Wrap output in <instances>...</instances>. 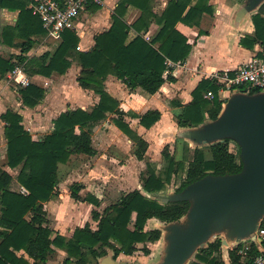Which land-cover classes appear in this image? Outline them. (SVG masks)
<instances>
[{"label": "trees", "instance_id": "trees-1", "mask_svg": "<svg viewBox=\"0 0 264 264\" xmlns=\"http://www.w3.org/2000/svg\"><path fill=\"white\" fill-rule=\"evenodd\" d=\"M29 0H0V6L15 12L13 23L3 25L0 42L16 47V53H0V78L6 76L15 65L23 63L30 76L41 74H64L72 63L80 66L76 80L83 89L92 90L99 100L91 110L82 108L61 112L53 120V128L40 139L34 140L22 124V116L6 106L0 113L3 134L6 140L5 159L0 162V264H54L50 259L57 250L64 251L61 264H92L107 253L133 255L141 250L150 253L148 243L161 237L156 228H146L150 218L169 222L180 218L188 209V201L161 203L146 196L167 189L173 176L182 175L181 190L190 182L207 173L226 174L241 170L239 155L230 151L231 140L224 139L207 147L191 148L187 141L174 140V148L165 143L160 151L161 163L146 160L140 173L142 190L134 188L124 192L102 211L91 210L90 222L76 226L70 236L53 231L47 217L46 202L54 195L60 181L59 165L66 163L73 154H95L92 145V130L106 118L107 113L115 114L114 123L132 140L134 156L144 160L148 142L131 127L119 108V102L106 89L104 81L113 75L129 88L141 87L153 94L165 80H174L170 74L173 62L184 61L191 50L187 38L176 29L182 22L199 27L203 14H213L210 0H168L159 15L152 11L150 0H120L112 15L111 26L94 36V44L87 50L78 49L79 37L72 29L60 33L53 50L29 55L37 39L46 30L41 20L27 7ZM129 5L139 9L138 16L128 22L125 14ZM158 21L159 30L146 40L142 33L149 28L152 20ZM254 26L252 33H244L239 44L247 49L259 45L264 49V4L251 16ZM138 34L129 42V30ZM204 31L199 30V34ZM167 72V74H165ZM213 90L214 97L207 99L204 93ZM218 87L209 79H201L192 90V98L180 106L176 123L180 127L195 126L205 120L214 119L222 108ZM19 101L28 107L36 106L44 97L45 89L30 83L17 89ZM158 109H148L139 117V124L150 128L160 119ZM1 161V160H0ZM19 167L15 174L5 169ZM16 181L25 189L12 190ZM84 185L73 182L70 196L75 200L100 205V200L88 191L83 195ZM261 228L264 229V220ZM141 243L142 246L138 247ZM220 238L200 248L188 264H227L222 257ZM264 248V235L262 239ZM259 253L258 246L250 243L249 254ZM229 264H254L252 258L241 259L236 248L228 250Z\"/></svg>", "mask_w": 264, "mask_h": 264}, {"label": "crops", "instance_id": "crops-1", "mask_svg": "<svg viewBox=\"0 0 264 264\" xmlns=\"http://www.w3.org/2000/svg\"><path fill=\"white\" fill-rule=\"evenodd\" d=\"M167 1L168 0H150L152 11L159 15L165 8ZM119 2L120 0H103L101 5H88L87 9L78 15L75 20L77 26L76 34L79 37L78 49H89L94 44V36L111 26L112 15ZM210 2L214 6L213 14H203L198 28L182 22L176 24V29L185 35L187 42L191 44V50L184 61L171 63L172 70L170 71V74L174 77V80H165L159 90L153 94L146 92L141 87L129 88L124 82L113 75L107 76L104 81L105 89L118 100L119 108L124 112V118L126 121H128L131 127L147 142H149L147 135L157 129L159 130L157 134V140L159 141V139L165 140L163 137L164 132H170L181 128L177 125L175 116L180 109V106L173 104V101L177 100L181 104L189 102L192 98V90L201 79L208 78L209 75L215 71L235 69L243 62L252 58L261 48L259 45H255L252 49H247L239 44L240 36L244 33H252L254 26L251 17H246L235 28L233 13L238 5H226L222 0L216 1L215 4L212 0H210ZM139 12L138 8L129 5L125 14V19L130 23L138 16ZM159 28L160 24L154 19L151 21L149 28L142 33V36L144 39L150 40L155 36ZM200 29L204 31L202 34H199ZM137 34L138 32L134 29L129 30L126 42L132 40ZM209 47L211 49L207 54L206 49ZM212 50L215 57L220 58L224 62V66H218L215 64L209 65L205 63L207 55H209ZM232 53H237L239 56L243 54V56L236 59L235 56H232ZM209 58H211L210 55ZM79 70L80 66L76 63H72L67 71L61 75H32V83L45 89L43 99L34 107L23 105L19 101V97H16L15 102L17 108H14V110L22 116V124L30 133L32 139H40L43 135L50 132L53 128V120L61 112L75 108L91 110L93 105L98 102L99 97L97 94L92 90L83 89L79 86L76 80ZM165 74H167V72H165ZM228 96L229 94L227 93L219 94L222 104ZM7 105L12 106L11 98L0 83V113L5 110ZM148 109H158L161 115L160 119L155 124L150 128H145L139 124L138 115H141ZM204 116L205 120H208L206 111L204 112ZM114 117L115 114L109 112L104 120L94 126L91 137L92 145L96 149V153L92 155L84 154L88 156V166L84 165L87 167L84 168L82 172L77 171L78 166L74 161V157L79 156L82 153L71 155L66 163L59 165L60 174L61 167L66 166L71 162V165L68 167L69 172L67 179L64 181L66 182L70 179L69 177H72V174L76 175V177H74L76 181L74 182L82 183L84 189L95 195L99 200L102 191L100 187H104L105 181L108 180V175L103 174V168L108 169L118 161V167L123 168H125V164L128 161L136 160L137 166L138 163H142V160L137 159L132 152V140L114 123ZM159 126L161 127L160 129L158 128ZM107 136L112 137L110 139ZM96 138H98V141L100 142L97 143L99 147L95 144ZM168 139L169 142L173 140L172 142L174 146V140L181 138L169 137ZM104 143H106L105 147L101 146L104 145ZM5 152L6 140L3 134V122L0 120V162L4 161ZM3 167L12 174H15L19 169V167L13 169L7 166ZM62 180L63 178L60 175V181L55 189L54 195L46 202L48 212H50V206H56L58 204L56 202L60 201L65 196L64 194H66L60 189L64 186L63 183L60 184ZM21 187L22 186L16 181H13L11 184L12 190H21ZM137 188L140 189L139 187ZM79 203L80 205H83L88 202L79 201ZM84 224H78L77 226H82ZM75 227L76 226L73 228L67 227L66 229L63 227L62 229L60 226L59 228L51 226L53 231L59 232L65 236H70ZM149 248L150 253L147 254V256L152 257V245L149 246ZM58 252L64 253L62 250H57V253ZM121 256L132 255L119 254L116 259H127L126 257L120 258ZM96 262L92 264H95Z\"/></svg>", "mask_w": 264, "mask_h": 264}, {"label": "water", "instance_id": "water-1", "mask_svg": "<svg viewBox=\"0 0 264 264\" xmlns=\"http://www.w3.org/2000/svg\"><path fill=\"white\" fill-rule=\"evenodd\" d=\"M263 4L264 0H244L239 4L233 13L235 28ZM4 22L0 6V31ZM163 137L181 138L193 148L229 139L239 147L242 168L235 173H207L179 191L146 193L161 203L189 202L180 218L155 227L161 231L162 243L159 257L150 264H188L200 248L215 238L221 239L227 252L233 243L255 242L256 230L264 218V91H233L216 118L164 132ZM95 264L139 262L116 259L107 249Z\"/></svg>", "mask_w": 264, "mask_h": 264}, {"label": "rangeland", "instance_id": "rangeland-1", "mask_svg": "<svg viewBox=\"0 0 264 264\" xmlns=\"http://www.w3.org/2000/svg\"><path fill=\"white\" fill-rule=\"evenodd\" d=\"M216 1L218 0H212L214 4L216 3ZM222 1H224L226 5H231V4L239 5L244 0H222ZM3 15L5 17V22L3 25H6L8 23H13L16 17L15 12L13 13L9 12L6 9H3ZM58 41H59V38L48 36L46 33L37 39V42L35 43L34 47L30 50L29 55H33V54L38 55L46 50H53ZM210 49H211L210 47L206 49L207 54ZM16 52H18V49L16 47L6 46L1 43L0 53L4 54V53H16ZM212 52L213 50L209 53L211 58H209V55H207L205 63L209 65L215 64L218 66H224L223 65L224 62L220 58L215 57L214 53ZM232 56H235V58L238 59L239 57L241 58L243 54L239 56L237 53H232ZM32 80L33 79L31 78V81ZM0 83L2 84L3 88H5V90L8 92V95L11 98L12 106L11 105H7V106L13 109L17 108L15 100H16V97H18L17 89L20 86L16 85L13 81L10 80L8 73L6 74V76L0 78ZM158 128L160 129L161 127L159 126ZM158 132L159 130L157 129L153 131L152 133H150L149 135H147L149 142H148V149L146 152V157L144 160H142V163L140 162L141 164L138 163V166L136 164L137 163L136 160L135 161L133 160L130 162L128 161L125 164L126 165L125 168L118 167L119 161L117 162L118 164L112 162L114 164L111 165V167H109L108 169L103 168L104 170L103 174L108 175L107 177L108 180L105 181L104 187L103 186L100 187L102 191H101V196H100L101 198H100L99 206H94L93 204L90 205V203L89 204L85 203L83 205H80L78 200H75L74 198L70 196V185L74 181H76V179L74 178L76 177V175L72 174V177H69L70 179H68L65 182L64 180L67 179L68 172H69L68 167L71 165L70 164L71 162L68 163V165L66 166H62L60 169V175L63 178V180L60 182V184L63 183L64 186L60 189L64 191V193L66 194H64L65 196L62 199L60 198L61 199L60 201L56 202L58 203L56 206L54 207H51L52 205L50 206V209H49L50 212L47 211L48 212L47 217L49 219L50 227L56 226L59 228L60 226L62 227V229L63 227H65V229L67 227L73 228L74 226H77L78 224H84L87 221L90 222L92 227H95L96 222H93V220L91 219V210L93 208H98L99 210L102 211V209L105 206L116 201L119 198V196L123 194L124 192H128L137 187H139L140 190H142V188L140 187L139 179H140L141 171L145 168L146 160L150 159L151 163H154L157 165V167H159L161 163L160 151L163 145L168 142L170 143L169 144L170 149L174 148L173 142H172L173 140L169 142V139L165 138V140L159 139L158 141L157 140ZM107 137L111 139L112 136L111 137L107 136ZM97 143H100L98 141V138L95 139V144L96 146L99 147ZM105 145L106 143H104V145H101V146L105 147ZM203 147H207V146H200L199 148H203ZM229 147H230V151L237 153L239 155V147L237 143H235L234 141H231L229 144ZM191 148L193 147L191 146ZM74 161H75V164L78 166L77 167L78 172H82V170L88 166L87 164L88 156L87 155L81 154L79 156H75ZM84 165H87V166H84ZM181 178H182V175L173 176L171 179V182L168 184L167 189L164 191H161L160 193L166 194L170 191H174V189L179 185ZM85 191L86 190L83 189L81 193L84 195ZM89 205H90V208H89ZM164 223L165 222L160 221L156 218H151L147 221L146 228L147 229L155 228L157 225H163ZM217 235H220V234H217ZM161 243H162V237H160V239L154 243H148V246L152 245V248H153L152 257L145 255L141 250H137L132 256H121L120 258L126 257L128 260H131V261L134 260V261L139 262V264H149L150 260L152 262L153 260H156L159 257V250L161 248ZM234 244L235 243L231 244L230 246H233ZM141 246L142 244L139 243L138 247H141ZM221 251H222L223 259L225 260L227 264H229L227 250L221 247ZM64 256L65 254L63 252H58L54 255V257L50 259V262L54 264H61Z\"/></svg>", "mask_w": 264, "mask_h": 264}, {"label": "built area", "instance_id": "built-area-1", "mask_svg": "<svg viewBox=\"0 0 264 264\" xmlns=\"http://www.w3.org/2000/svg\"><path fill=\"white\" fill-rule=\"evenodd\" d=\"M102 3L103 0H29L27 7L41 20L48 36L59 38L60 33L65 29H72L77 33L75 20L78 15L85 11L88 5H101ZM8 76L11 81L19 86H27L32 83L31 77L24 70L23 63L15 65ZM208 78L218 87L217 92L219 94H230L233 91L250 93L264 91V49L260 48L259 52L252 58L235 69L215 71ZM204 97L212 99L214 97L213 90H207ZM21 190L25 192L23 187ZM260 225L255 233V242L245 240L229 246V249L236 248L241 259L252 258L254 264H264V248L262 247L264 229ZM259 238L261 241H258ZM252 242L259 249V253L253 256L249 254L250 243Z\"/></svg>", "mask_w": 264, "mask_h": 264}]
</instances>
